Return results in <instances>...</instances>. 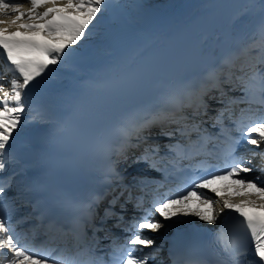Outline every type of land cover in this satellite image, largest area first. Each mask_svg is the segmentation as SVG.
I'll list each match as a JSON object with an SVG mask.
<instances>
[{
    "label": "snow or ice",
    "instance_id": "6c2138e0",
    "mask_svg": "<svg viewBox=\"0 0 264 264\" xmlns=\"http://www.w3.org/2000/svg\"><path fill=\"white\" fill-rule=\"evenodd\" d=\"M112 7V0H0V59L6 57L7 61L0 65V80L11 73L10 90L0 85V262L156 264L162 246L157 248L149 233L159 232L165 227L164 221L192 215L200 221L216 224L217 217L224 209H229L238 214L242 230L249 234L251 248L225 237L221 228L214 234L213 243L221 245L223 255L217 252L215 260H208L173 248L169 250V264H264V150L238 153L242 142L255 148L264 144V22L247 43L224 57L221 65L210 69L200 81L170 94L159 107L133 111L125 116L116 129L118 142L111 150L116 159L105 170V179L116 187H123V190L109 200L99 224L94 220L102 197H93L82 206L83 217L77 218L69 230L74 240L71 248L37 247L32 242L36 236L34 228L18 231V224L26 222L27 217L14 220L12 214L4 210L8 203H14L13 198L5 197L12 180L4 174L16 161L15 145L27 123L29 100L42 83L38 78L45 76L46 72L51 75L56 71L55 68L50 69V65H62L71 60L78 51L75 46L91 37L93 29L107 17ZM94 20L96 24L92 23ZM89 25L92 27L89 28ZM225 85L230 87L225 90ZM213 90L219 93V103L223 105L215 118L217 124L227 118L234 125V129L229 130L221 140L219 158L223 161V168L212 163L214 151H201L212 144L211 137L202 127V117L207 115L209 108L205 97ZM237 90L241 92L240 96L228 95V92ZM211 98L217 99L216 96ZM237 104L247 105L240 110L238 117L234 111ZM254 105L258 107L254 108ZM40 116L41 119H48L44 113ZM154 127L160 129L158 135L169 139L179 135L175 144L165 146L167 154L173 155V159L179 158L182 162L201 155L206 158L199 161L194 169L180 168L183 173L181 187L174 194L155 196L150 207H145L143 196L136 195L132 186L119 183L121 175L116 164L120 160L126 161L131 149H140L139 154L132 157L133 163L143 161L150 168L160 171L157 157L161 146L149 143ZM63 130L69 135L72 133L70 126H65ZM232 131L239 135H232ZM193 133L197 134V142L192 141ZM215 148L216 145H213V150ZM257 157L260 163L250 166ZM173 167H176L175 163ZM214 167L218 170L210 171ZM253 171L260 175L248 178L246 174ZM224 179H231L234 185L240 186L235 193L242 197L239 202L221 195L219 189L212 187L215 182ZM137 187L146 186L140 184ZM247 189L255 191H242ZM204 190H210L219 199L209 196ZM122 197L123 203L120 202ZM193 198L201 206L207 205V210L191 208ZM128 203H133L135 210L142 214L125 222L123 213ZM221 203L217 211L214 206ZM117 205L119 212L116 211ZM249 208L253 211L246 210ZM109 220L116 221L114 227L124 225L122 231L126 235L122 238L110 236V229L106 227ZM49 227L56 226L50 224ZM89 228L92 229L91 235L88 234ZM100 232L105 233L103 239L112 240L107 259L99 254L102 238L97 234ZM145 249L153 250L146 252ZM249 256L253 258L248 259ZM241 257L244 259L241 260Z\"/></svg>",
    "mask_w": 264,
    "mask_h": 264
},
{
    "label": "bare ground",
    "instance_id": "6f19581e",
    "mask_svg": "<svg viewBox=\"0 0 264 264\" xmlns=\"http://www.w3.org/2000/svg\"><path fill=\"white\" fill-rule=\"evenodd\" d=\"M152 2H158V1H161V0H151ZM91 43L93 42V41H90Z\"/></svg>",
    "mask_w": 264,
    "mask_h": 264
}]
</instances>
